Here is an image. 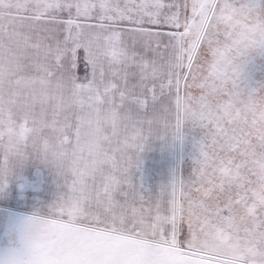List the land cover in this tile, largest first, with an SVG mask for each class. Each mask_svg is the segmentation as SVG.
Masks as SVG:
<instances>
[{
    "label": "snow or ice",
    "instance_id": "obj_1",
    "mask_svg": "<svg viewBox=\"0 0 264 264\" xmlns=\"http://www.w3.org/2000/svg\"><path fill=\"white\" fill-rule=\"evenodd\" d=\"M0 201V264H264V0H0Z\"/></svg>",
    "mask_w": 264,
    "mask_h": 264
},
{
    "label": "rangeland",
    "instance_id": "obj_2",
    "mask_svg": "<svg viewBox=\"0 0 264 264\" xmlns=\"http://www.w3.org/2000/svg\"><path fill=\"white\" fill-rule=\"evenodd\" d=\"M180 165L178 153L167 148L155 145L144 153L143 175L145 183L155 188L159 183L166 182L170 178L173 169ZM190 162L185 160L183 166L189 167ZM1 217V216H0ZM2 223L0 221V229Z\"/></svg>",
    "mask_w": 264,
    "mask_h": 264
},
{
    "label": "crops",
    "instance_id": "obj_3",
    "mask_svg": "<svg viewBox=\"0 0 264 264\" xmlns=\"http://www.w3.org/2000/svg\"><path fill=\"white\" fill-rule=\"evenodd\" d=\"M0 209H8L9 211L15 212V213H22L26 211V209L24 208H18V207L10 205L7 201H0ZM0 216H1L0 221L2 223L1 229H3L4 227H6L7 221L2 214H0Z\"/></svg>",
    "mask_w": 264,
    "mask_h": 264
}]
</instances>
